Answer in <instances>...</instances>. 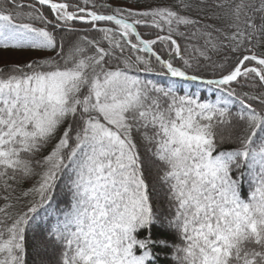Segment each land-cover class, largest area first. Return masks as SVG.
I'll use <instances>...</instances> for the list:
<instances>
[{
  "label": "snow or ice",
  "instance_id": "1",
  "mask_svg": "<svg viewBox=\"0 0 264 264\" xmlns=\"http://www.w3.org/2000/svg\"><path fill=\"white\" fill-rule=\"evenodd\" d=\"M16 52L0 264H264V0H0Z\"/></svg>",
  "mask_w": 264,
  "mask_h": 264
},
{
  "label": "trees",
  "instance_id": "2",
  "mask_svg": "<svg viewBox=\"0 0 264 264\" xmlns=\"http://www.w3.org/2000/svg\"><path fill=\"white\" fill-rule=\"evenodd\" d=\"M99 2V0H98ZM107 3L113 5V6H129V7H138V8H143V7H148L150 5H155V4H170L174 5L176 3V0H106ZM30 58L29 53H23V52H16V53H6L2 58H0V63H22L25 60ZM213 60H218V57L213 55ZM202 69H201V74H203L206 77H212L213 75V69L211 67L210 62H203L202 61ZM30 184H25L24 187H29ZM60 199L62 201L61 206H65L68 201V196L67 194H61ZM177 242H179L177 240ZM30 251H31V245H30ZM53 253H49L46 256H51ZM44 256V259L45 257ZM51 260L55 259V255ZM165 264H171V261L168 260L165 262Z\"/></svg>",
  "mask_w": 264,
  "mask_h": 264
},
{
  "label": "rangeland",
  "instance_id": "3",
  "mask_svg": "<svg viewBox=\"0 0 264 264\" xmlns=\"http://www.w3.org/2000/svg\"><path fill=\"white\" fill-rule=\"evenodd\" d=\"M53 255H54V253H53V254H51V256H46V257H45V259H50V260H51V259H53V258H54V257H52Z\"/></svg>",
  "mask_w": 264,
  "mask_h": 264
}]
</instances>
